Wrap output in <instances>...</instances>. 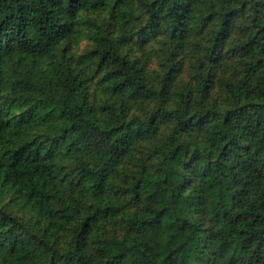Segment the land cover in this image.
<instances>
[{
    "label": "trees",
    "instance_id": "1",
    "mask_svg": "<svg viewBox=\"0 0 264 264\" xmlns=\"http://www.w3.org/2000/svg\"><path fill=\"white\" fill-rule=\"evenodd\" d=\"M0 264H264V0H0Z\"/></svg>",
    "mask_w": 264,
    "mask_h": 264
},
{
    "label": "rangeland",
    "instance_id": "2",
    "mask_svg": "<svg viewBox=\"0 0 264 264\" xmlns=\"http://www.w3.org/2000/svg\"><path fill=\"white\" fill-rule=\"evenodd\" d=\"M107 17V13L104 14V17L105 18ZM90 22V21H88ZM83 25H85L83 23ZM92 43L91 41L89 40V35L87 33H85L81 38L80 40L78 41V43L75 45L74 47V53L77 57L81 56V55H84L86 54V51L91 47ZM150 46H151V49L153 50H156L158 52L162 51L163 49V45L161 44V41H160V37H158L157 39H154L151 43H150ZM149 46V48H150Z\"/></svg>",
    "mask_w": 264,
    "mask_h": 264
}]
</instances>
